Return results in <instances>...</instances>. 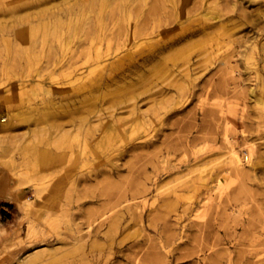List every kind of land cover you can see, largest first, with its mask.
Wrapping results in <instances>:
<instances>
[{"label": "rangeland", "instance_id": "1", "mask_svg": "<svg viewBox=\"0 0 264 264\" xmlns=\"http://www.w3.org/2000/svg\"><path fill=\"white\" fill-rule=\"evenodd\" d=\"M260 2L244 1L243 15L222 1L218 9L225 14L224 30L196 37L190 50L132 75H126L124 66L122 76L123 71H114L119 60L129 51H145L149 40L116 51L118 30L110 25L87 32L76 28L72 41L64 45L68 27H61L54 55L48 58L37 41L49 37L57 18L69 23L86 17L88 11H80L84 4L0 0V120L6 119L0 123V227L7 233L0 239V264H59V257L77 254L71 238L80 236L86 257L80 264H133L138 258L143 263L154 246H162L155 264H206L200 262L202 257L221 251L229 254L221 264H264V107L255 102L264 103L263 6L256 8ZM200 5L196 0V13ZM70 6L68 15L61 16ZM29 33L33 38L26 54L39 57L28 69L26 54L17 45L18 37ZM96 53L102 55L99 61L94 60ZM189 66L192 71L186 75ZM225 69L232 72L225 75ZM103 77L113 81L92 90ZM226 128L236 129L235 150L243 159L242 168H251L252 175L232 185L223 182L224 191H240L225 214L213 212L216 191L204 218H197L205 185L196 188V179L212 176L225 162ZM251 143L254 153L247 160L244 152ZM98 166L108 175L95 178ZM85 176L87 182L82 181ZM59 179L65 181L61 190L73 203V217L46 201L15 226L20 202L36 200L40 183L47 199ZM108 182L117 185L115 202L130 200L116 211L141 213L142 220L104 235L105 219L88 236L85 223L104 202L100 194ZM208 182L209 188L215 184ZM11 186L17 203L3 198ZM141 190V198L130 199ZM166 203L169 207L163 206ZM69 224L81 230L78 236L68 233ZM200 224L206 226L199 231ZM92 241L100 250L99 259L90 255ZM207 244L214 245L212 250L198 252Z\"/></svg>", "mask_w": 264, "mask_h": 264}, {"label": "bare ground", "instance_id": "2", "mask_svg": "<svg viewBox=\"0 0 264 264\" xmlns=\"http://www.w3.org/2000/svg\"><path fill=\"white\" fill-rule=\"evenodd\" d=\"M38 2H42L43 4L46 3L48 0H37ZM201 2L200 5V12L196 13V0H75V3H78L82 9H80L81 13L84 11H88L87 16L81 15L76 21L74 22H67L61 21L60 18H57L54 21L52 27V33L49 37L45 39L38 40L40 47L44 49V56L52 57L54 55V43L57 40V29L61 27H68L66 35L64 36V45L69 44L72 39L76 28H81L85 32L92 31L95 29H104L108 28L110 25L111 28L116 27L118 30V40L120 43L116 47V51L127 48V47H135L137 41L141 39L149 40L146 45V50L138 53H134L129 51L123 58H121L118 64L115 66L114 71H123L124 66L127 68L125 69L126 75H132L136 72H140L143 70L147 65H151L152 63L166 62L171 60L173 57L178 56L179 54L183 53L184 51L190 50L196 44V37L200 39H205L207 37H211L216 35L218 31L224 30V26L222 24L223 13L222 9H218L220 3L223 1L226 6H229L232 11L238 8L241 12H244L243 15H247L245 8L242 7L244 1L247 3H252V0H197ZM258 3L256 8H262V14L260 15L263 18L264 22V0ZM66 2H62L65 4ZM239 6V7H237ZM70 8H63V14L61 16L68 15ZM93 11V13H90ZM237 12V11H236ZM238 15H241L238 13ZM235 16V15H234ZM116 19V22H113V19ZM233 16L227 21H231ZM260 31H264V28H260ZM264 34V33H263ZM262 36V34H260ZM152 37V38H151ZM33 38L32 34L27 35H20L18 37V45L17 47L24 53H27L28 48H30V40ZM251 40L256 41V35H251ZM53 50V52H52ZM40 52V51H39ZM39 54L34 53L33 55H25L24 58V65L26 68H30L32 65L36 64L38 60ZM102 55L100 53H96L94 60L99 61ZM187 62L190 59H186ZM127 62V64H126ZM226 65V64H225ZM223 74H229L232 71L229 69H225ZM192 69L189 67L186 68L184 73L188 75ZM38 72V69L35 70ZM121 74L122 76L125 73ZM37 74V73H36ZM113 78H100L99 81H96L92 84V90H100L109 82H112ZM47 92V91H45ZM250 96L253 97V91L250 90ZM255 102L258 105H262L264 107V103H262L259 99H255ZM98 119L101 120L102 115H97ZM263 127H264V114L262 117ZM6 122V119L3 118L0 120V123ZM120 124V123H119ZM126 122L123 123L125 125ZM121 127V125H120ZM96 131V129L92 130V133ZM236 132V129H229L226 128L223 132V142L226 146H228V155L225 162L221 165L220 168L210 177L200 176L196 179V188L199 186L204 187L205 192V201L203 206L199 209L201 213L196 214L198 218H204L205 214L208 212V207L212 204L213 195L216 191L217 193V203L213 212L216 215L218 214H225V212L231 208V202L240 194L239 190H232L231 192H227L223 190L224 183H228V185H232L237 181H245L247 178H250L251 168L245 170L242 168L243 159L237 153L234 147V139L233 134ZM240 137L244 140V130H239ZM147 144L139 145H132L130 148L131 150L139 149ZM253 144L247 146V150L244 152L246 155V159L249 160L254 153ZM87 150V145L83 146V155H85ZM112 157H108L106 160L109 162ZM101 166L96 168V172H94V177L108 175L106 171L99 170ZM83 176V175H82ZM84 179V180H83ZM208 179L210 181H214L215 184L213 187H207ZM88 177L85 176L82 178V181L87 182ZM64 179H59L57 183L52 186L51 192L46 196L44 192V183H40L35 186L36 190V200H32L31 198H27L24 201L20 202L18 206V216L14 222L15 226H19L26 218L29 212L36 210V207L45 206L46 201L48 205L51 207H57L63 210L64 214L67 217L72 218L73 216L69 211L72 209V204L69 200V195L65 192H62V187L64 184ZM224 182V183H223ZM133 181H130V184H133ZM70 186H72V192H75L74 183L71 182ZM6 192V195L3 196L9 203H17L18 199L13 193L12 186ZM39 188V189H38ZM117 185L113 182H108L105 188H102L100 197H104V202L100 205V208L95 211L93 214V218L86 221L85 229L86 234L89 236L93 227L99 228L104 224L105 219L108 221L107 232L104 235L108 234L111 235L115 233L117 230H121V228H125L128 223L130 222H140L142 220V215L136 214V212L125 213L122 210L116 211L118 207H120L124 202H129L130 200L125 199L120 201L117 199L112 198V194L116 192ZM142 190L137 194L131 196V200L136 198H141ZM172 195L176 198L178 195L176 192H173ZM121 197V196H120ZM65 200V204H62L61 200ZM36 201V202H35ZM164 207H169V204H164ZM138 208V207H137ZM128 207L126 210L128 211ZM198 209V210H199ZM141 210V208H140ZM125 214V215H124ZM215 219V218H214ZM41 225L42 222L45 223L43 219V214L40 216ZM125 225L123 226V224ZM263 229H264V215H263ZM214 225V224H213ZM75 229H77V225H75ZM205 225H197L199 227V231L204 228ZM68 233H71L73 236H78L77 234L81 232V230H74V226L69 224L67 228ZM8 232V231H7ZM5 230L0 227V239L3 235H5ZM96 233V232H95ZM93 234L94 236H98V234ZM7 234V233H6ZM57 236H61L60 232H56ZM72 242L76 241L75 245H78L75 252L77 254L72 255H63L58 258L59 264H80L81 260H85L86 257L84 256L85 252L82 248H85V244L83 237H72ZM81 243V244H80ZM97 244L92 241L90 244V255L92 257H96V259L100 258V250L96 249L95 247ZM213 244H207V246H202L198 249V252L204 254L205 251L212 250ZM153 250L156 251L158 248L162 249V246H154ZM152 254H148L142 263V259L138 258L134 260L133 264H155L160 259V252H154ZM160 251V250H159ZM156 253V254H155ZM95 255V256H94ZM229 254L226 251H221L220 253H210L208 256H204L201 258L200 262H206V264H221L224 256H228ZM198 262V261H197ZM20 263H23L21 261ZM199 264V263H198Z\"/></svg>", "mask_w": 264, "mask_h": 264}]
</instances>
